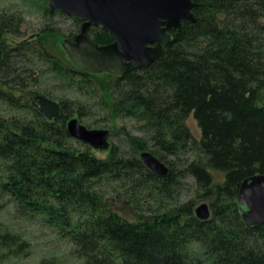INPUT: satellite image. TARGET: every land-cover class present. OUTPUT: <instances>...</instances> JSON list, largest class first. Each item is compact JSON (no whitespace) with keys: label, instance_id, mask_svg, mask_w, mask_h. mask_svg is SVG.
Masks as SVG:
<instances>
[{"label":"trees","instance_id":"16d2710c","mask_svg":"<svg viewBox=\"0 0 264 264\" xmlns=\"http://www.w3.org/2000/svg\"><path fill=\"white\" fill-rule=\"evenodd\" d=\"M194 2L196 21L174 29L165 53L146 68L113 76L80 71L62 58L51 61L67 78L80 76L115 95L113 105L106 99L109 115L113 109L114 118L120 114L146 120V129L155 130L154 143L165 146L166 155L179 156L189 146L196 151L191 161L168 159L164 177L143 163L140 152L149 143L140 136H128L131 156L115 148L100 159L92 147H66L71 136L65 121L44 117L31 104L39 93L27 90L37 73L30 51L49 60L48 51L10 44L7 27L14 16L0 13V97L33 113V119L0 120V190L20 197V205L30 210L71 225L73 229H62L61 237H71L75 253L85 259L82 264H264V223L248 225L242 217L246 206L238 199L244 179L264 174V0ZM48 12L62 13L50 7ZM89 34L99 44L113 40L98 26ZM63 104L67 109L69 102ZM193 109L203 132L199 140L184 124ZM79 112L84 116L82 108ZM37 123L42 126L35 128ZM136 166L141 169L134 175ZM186 174L195 178L199 196L210 205L207 220L197 217L195 198L163 200ZM122 177L131 185L115 191V197L134 202L138 209L139 191L149 187L147 199L154 190L162 194L156 197V210L138 213L135 219L116 212L100 187ZM78 215L79 225L73 226ZM6 226L0 221V264L31 246L23 234ZM197 244L205 250H197Z\"/></svg>","mask_w":264,"mask_h":264},{"label":"rangeland","instance_id":"374dc122","mask_svg":"<svg viewBox=\"0 0 264 264\" xmlns=\"http://www.w3.org/2000/svg\"><path fill=\"white\" fill-rule=\"evenodd\" d=\"M48 5L46 0H0V13L14 16L13 22L7 27L10 30H7L6 34L10 44L27 43L30 44L33 50L35 49L41 52L43 49L48 51L49 60L45 56L36 55L32 50L30 51L31 56L34 55V64L37 73L35 74V80H32L30 86H27V90L37 91V93L43 95L47 93L51 96L48 97L60 102L61 115L56 120H64L67 125V122L72 117H78L82 123L90 128L108 129L109 149L100 151L93 147L92 149L90 148L100 159L109 157L115 148L119 149V152H125L126 149L129 153L128 156H131V143L128 140L130 134L131 137L140 136L143 140H147L149 148L141 152H151L168 168V159L174 161L179 160L178 162H181L182 160L180 159L191 161L197 158V153L191 146L184 153L179 154V156L176 154L166 155L167 148L160 143L158 145L154 143V140H156L155 130L152 128L146 129V120L131 116L123 117L120 114L114 118V116H111L113 109L109 115L110 107L106 99L110 100V104L112 103V105L117 99L113 94L111 97V93L110 96L108 95L110 91H107V89H97L99 86L95 83L89 82L77 75H74L75 77L73 79L67 78L52 67V62H55V58H62L67 61L66 63L68 65L73 66L67 57L63 43L67 37L79 32L82 21H77L73 16L64 13H54L53 15V13L48 12ZM47 34L49 35L47 36ZM41 35L43 38H41ZM32 65V63H28V67L33 68ZM101 74L106 75L107 73ZM65 100L69 102L67 109H64L63 101ZM71 107L74 110L70 109ZM80 108H82L84 113L82 117L79 112ZM22 116L33 119V113L29 109L15 106L10 98L0 97V120ZM109 117H112L113 120H110ZM184 124L190 129L194 138L197 140L201 139L203 132L196 119L194 109L188 117L184 118ZM40 125V123H37L35 128H39ZM65 146L77 150H85L91 147L89 144L72 136L66 139ZM125 160H127L126 157ZM140 169L139 166H136V169L133 170L134 175ZM127 171L125 173L128 174ZM111 174L116 176L114 173H109L108 176H112ZM216 175L218 176V173ZM195 183V178L186 174L181 179L178 188L172 191L170 195L164 196L165 198L163 200L180 202L195 198V210L199 204L207 202L206 199L199 196L200 190L196 189ZM129 185H131V182H129L128 178H112L102 184L100 190L108 194L107 197L114 204L116 212L123 216H128L130 219H135L138 213H148L153 212V209L156 210L159 202L156 199H159L162 194L157 195L156 190H154L152 192L153 198L147 199L145 191L148 192L150 190L149 187L148 189L141 188L139 191L138 196L141 200L139 201L140 209H137L134 202L130 203L128 199L124 200L114 196L117 193L115 191H126ZM8 192L11 193L12 190ZM19 199L15 196L11 198L9 194H5L0 190V221L2 222L3 220L8 224V227H6L9 230L12 227L16 232L23 234L27 241L31 242V246L27 250L23 249L18 254V257H8V261L5 262L6 264H82L85 262L84 258H81L75 253V244L73 245L74 242L70 239L71 237H61L62 229H73L71 225H67L66 222L63 225L60 219L53 217L51 219L47 216L48 213L35 211L36 209L30 210V206L25 204V206L20 205ZM14 200H17L18 204ZM21 201L23 202V200ZM79 220V215L74 216L72 219L73 226L78 227ZM194 247L192 249L195 251ZM196 248L197 250H205L204 244H197ZM2 264L4 263L2 262Z\"/></svg>","mask_w":264,"mask_h":264},{"label":"water","instance_id":"95a60500","mask_svg":"<svg viewBox=\"0 0 264 264\" xmlns=\"http://www.w3.org/2000/svg\"><path fill=\"white\" fill-rule=\"evenodd\" d=\"M52 11L75 16L82 21L79 32L63 43L68 59L78 69L92 74L109 73L122 76L150 66L160 58L172 41V29L184 21L195 22L194 0H47ZM101 26L113 41L99 44L89 36V29ZM44 117L56 120L61 115L60 102L43 94L32 102ZM69 134L100 151L108 150L109 131L90 128L78 117L67 122ZM145 166L159 176H167L169 168L149 151L140 154ZM238 199L246 209L242 217L248 225L264 223V174L243 180ZM197 217L211 216L207 202L195 208Z\"/></svg>","mask_w":264,"mask_h":264},{"label":"flooded vegetation","instance_id":"af4514ba","mask_svg":"<svg viewBox=\"0 0 264 264\" xmlns=\"http://www.w3.org/2000/svg\"><path fill=\"white\" fill-rule=\"evenodd\" d=\"M81 24H82V22H81ZM98 27H101V26H98ZM101 28H102V27H101ZM173 30H174V29H172V30L169 31V33L172 34V37H173V33H172ZM75 34H76V33H75ZM71 36H73V35H71ZM71 36H70V37H71ZM89 36H90V34H89ZM90 38H91V37H90ZM112 41H113V40H112ZM170 43H171V42H170ZM77 69H78V68H77ZM78 70H80V71H84V70H81V69H78ZM84 72H87V71H84ZM88 73H89V72H88ZM111 75H112V74H111ZM113 76H115V75H113ZM67 131H68V130H67Z\"/></svg>","mask_w":264,"mask_h":264}]
</instances>
